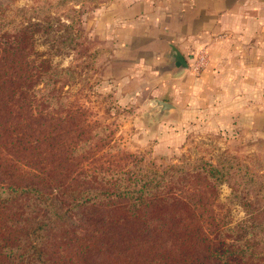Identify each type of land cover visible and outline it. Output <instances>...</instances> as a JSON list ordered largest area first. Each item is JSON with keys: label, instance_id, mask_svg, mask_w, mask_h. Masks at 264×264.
<instances>
[{"label": "rangeland", "instance_id": "1", "mask_svg": "<svg viewBox=\"0 0 264 264\" xmlns=\"http://www.w3.org/2000/svg\"><path fill=\"white\" fill-rule=\"evenodd\" d=\"M112 1H0V7L10 6L0 26L39 22L46 31L35 36L36 57L50 61L53 67L72 68L80 76L72 79L68 75L67 111L63 113L68 123L61 130L56 126L58 120L53 121L56 131H61L51 149L66 157L63 172L69 176L68 182L74 179L73 184L83 188L112 191L110 174L124 179L127 172L132 177L161 174L168 180L164 184L167 189L175 190V182L188 201L199 206L201 220L232 229L231 242L251 239L250 244L262 253L258 264H264V137L252 127L231 125L223 108L217 109L215 104L212 109L211 98L195 101L186 110L185 101L180 99L176 103L182 111L157 119L152 100L158 96L176 100L154 88L146 92L143 78L131 80L136 72L128 57L114 52L112 31L106 27L110 16L102 19V11ZM41 115L34 118L36 127L37 120H49L47 113ZM51 116L61 118L60 113ZM58 160L56 163H61V158ZM219 164L226 165L229 176L214 184L203 169ZM167 171L170 174L165 176ZM128 186L132 185L124 182V187ZM58 212L56 207L45 208L42 198L0 195L2 223L6 216L24 223L39 215L62 225L70 214L60 220L55 215ZM19 214L23 217H17Z\"/></svg>", "mask_w": 264, "mask_h": 264}, {"label": "trees", "instance_id": "2", "mask_svg": "<svg viewBox=\"0 0 264 264\" xmlns=\"http://www.w3.org/2000/svg\"><path fill=\"white\" fill-rule=\"evenodd\" d=\"M9 7H0V22ZM4 27L0 26V195L42 198L45 208L60 211L55 214L60 220L68 214L70 218L54 225L39 215L24 223L6 216L5 223L0 220V264L259 263L262 253L251 239L231 242L232 229L201 220L199 206L190 203L175 182V190L167 189L168 180L161 174L132 177L127 172L126 179L110 174L112 191L83 188L73 184L74 179L68 182L63 172L66 157L51 148L68 123L63 114L68 75L80 76L72 68L53 67L36 57L35 36L46 31L39 22ZM54 112L61 118L54 119ZM41 113L49 120H37L36 127L34 118ZM54 120L61 130L56 131ZM60 158L63 164L56 163ZM203 171L214 184L229 176L224 164L208 165ZM124 182L132 186L124 187Z\"/></svg>", "mask_w": 264, "mask_h": 264}, {"label": "crops", "instance_id": "3", "mask_svg": "<svg viewBox=\"0 0 264 264\" xmlns=\"http://www.w3.org/2000/svg\"><path fill=\"white\" fill-rule=\"evenodd\" d=\"M101 14L110 16L114 52L136 72L131 80L143 78L146 92L154 88L176 101L154 99L178 112L211 98L231 125L264 137V0H113ZM172 47L188 69L172 67ZM201 53L206 60L196 71Z\"/></svg>", "mask_w": 264, "mask_h": 264}, {"label": "water", "instance_id": "4", "mask_svg": "<svg viewBox=\"0 0 264 264\" xmlns=\"http://www.w3.org/2000/svg\"><path fill=\"white\" fill-rule=\"evenodd\" d=\"M172 67L178 70L188 69L186 60L175 47H172ZM151 105L157 111L155 117L159 120L177 110L173 104L158 99L152 100Z\"/></svg>", "mask_w": 264, "mask_h": 264}, {"label": "built area", "instance_id": "5", "mask_svg": "<svg viewBox=\"0 0 264 264\" xmlns=\"http://www.w3.org/2000/svg\"><path fill=\"white\" fill-rule=\"evenodd\" d=\"M205 60L206 56L204 55V53H201L196 59L194 69L198 71L203 66Z\"/></svg>", "mask_w": 264, "mask_h": 264}]
</instances>
